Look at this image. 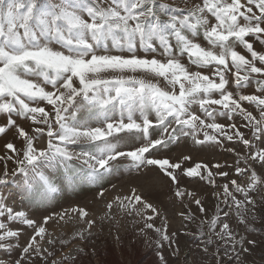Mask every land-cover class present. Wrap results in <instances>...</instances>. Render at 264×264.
I'll return each instance as SVG.
<instances>
[{"label": "snow or ice", "instance_id": "6c2138e0", "mask_svg": "<svg viewBox=\"0 0 264 264\" xmlns=\"http://www.w3.org/2000/svg\"><path fill=\"white\" fill-rule=\"evenodd\" d=\"M257 42L264 49V0H198L190 6L189 0L183 6L175 0H0V116L5 118L0 134L15 129L22 142L4 145L0 188L19 173L29 198L44 201L59 190L48 170L74 178L81 173L80 182L100 183L118 173L135 182L156 169L174 185L185 209L178 214L193 222L197 217L189 205L205 214L204 197L182 188L179 175L199 179L221 189L210 193L218 203L195 233L185 234L197 239L204 258L216 264H247L252 249L264 246V240L246 239L237 231L255 233V222L264 221V172L253 167L264 169V50L255 48ZM250 87L255 91L246 94ZM14 116L30 121L29 128ZM189 139L201 150L239 142L246 151L226 147L236 156L231 165L189 167L184 165L190 155L179 160L160 155ZM9 162H14L11 170ZM222 168L250 173L248 182L228 180L230 173ZM217 177L228 182L218 185ZM114 207L124 217H135L134 224L143 222L139 232L154 231L156 244L161 249L166 244L179 258L178 234L168 232L167 217L162 227L155 225L161 212L145 192L130 187L128 194L108 202L102 219L118 224ZM71 211L87 225L73 236L83 241L96 221L87 219L85 208ZM56 215L63 220L68 212ZM50 219L45 216L37 225L0 194V249L14 250L12 242L21 234L9 223L33 229L19 258L0 264L74 260L67 255L52 259L54 250L42 247L52 236L45 227ZM56 242L47 239L49 245ZM220 242L230 245L224 249L227 260H216ZM158 255L167 264L163 252Z\"/></svg>", "mask_w": 264, "mask_h": 264}, {"label": "rangeland", "instance_id": "374dc122", "mask_svg": "<svg viewBox=\"0 0 264 264\" xmlns=\"http://www.w3.org/2000/svg\"><path fill=\"white\" fill-rule=\"evenodd\" d=\"M173 3L174 0H167ZM198 0H189L191 3H196ZM244 2V0H242ZM180 6H183V0H175ZM251 39V38H249ZM257 50H264L261 48L259 42L255 45ZM242 53L248 55L246 50ZM259 66V65H258ZM255 91L254 87L245 90L246 94H252ZM254 114H256L254 112ZM17 123L28 129L31 122L24 118L15 117ZM5 122V118L0 116V124ZM226 123V121H223ZM236 122L245 131L247 136L251 133L248 129L243 128V122L237 118ZM8 142H13L17 147H20L22 142L17 139L15 129H12L7 135L0 134V154L5 152L4 145ZM40 146L45 144V138L39 141ZM226 147L235 149L236 152L244 154L246 149L239 142H228ZM226 147L215 148L210 151L201 150L200 146H193L191 140H182L179 144L171 147L170 151L160 153V155L167 156L172 160H179L183 155H190L191 161L186 162L185 167L193 166L197 162H206L211 164L227 163L233 164L236 156L235 153H228ZM79 151V149H76ZM79 164V161L74 162ZM3 164L0 163V168ZM14 167V162L8 163V168L11 170ZM241 167H244L241 164ZM258 173L264 172L258 165H253ZM222 171L230 173L228 180L236 179L239 183L246 184L248 182L250 173L245 175H238L233 168H222ZM121 173H124L122 168ZM48 173L53 176L58 191L52 194L48 200L41 201L39 198H29L26 193L23 178L18 173L16 177H10V183L7 187L0 188V194L3 195L6 204L13 208L14 211H23L27 216L36 221L37 225L43 222L45 216H51L52 219L45 225L47 231L52 234L51 237H46L42 243V247L48 248L50 251L54 250L55 255L52 259H59L62 256L75 257L72 261H63V264H162L159 259V252H163L167 264H184L187 260L188 264H193L194 261L203 260V264H216L215 260L204 258V254L197 247L199 241L192 235L185 233H195L200 219L206 216H211L214 212V206L218 201L212 195L213 191H221L219 187L213 189L205 182L199 179L187 178L179 175V183L182 188L197 191L198 195L204 197L203 203L207 212L201 214L195 204H190L192 212L196 214L197 220L189 222L183 219L178 213L184 211V206L174 196V185L169 178L159 173L156 169H151L149 174L141 178L139 181L133 182V179L126 174H117L108 177L105 181L100 183L80 182L79 177L81 173H77L76 177L67 176L63 171L48 170ZM228 180L217 177V184L223 185ZM130 187H137L141 192H145L147 198L153 203L161 212V216L156 218L153 222L157 227H162L164 220L167 217L168 232H176L178 239L179 254L178 257L172 255V248L165 246L161 249L156 244L157 235L154 231L146 230L144 234L139 232V228L143 227V222L139 225L133 223L135 217H124L118 213L114 207L112 213L119 220L117 224L115 221H110L107 218L102 219L105 213L108 212L106 205L112 201L116 196H123L128 194ZM151 187V192H146V189ZM103 192V195L100 193ZM224 211H227L226 206L221 205ZM73 208H85L89 216L87 219L96 221L95 226L91 229V234L85 233L86 239L81 241L73 239L76 232H79L87 225L82 221L78 215L71 210ZM67 210L68 215L63 220L56 215L62 214ZM148 214H151L150 211ZM221 218L223 216L221 214ZM233 227L236 225V220H230ZM264 221L257 220L255 233L244 232L243 227L237 229L241 234L245 235L246 239L264 240V228L261 225ZM9 227L13 230L20 231L18 241L13 240L14 250L5 248L0 249V260L14 261L20 256L21 248L30 239L33 234V229L22 225L19 222L9 223ZM219 229H217L218 231ZM56 238L54 246L47 243V239ZM61 241H64L61 244ZM17 244L19 246H17ZM230 245H225L220 242V251L216 260L223 258L227 260L228 257L224 254V249L229 248ZM82 249L81 251H78ZM214 251L210 248L209 255ZM247 264H264V246L252 249L251 254L245 257ZM36 264H42L41 261H36Z\"/></svg>", "mask_w": 264, "mask_h": 264}]
</instances>
